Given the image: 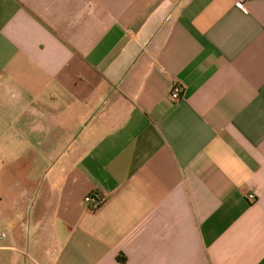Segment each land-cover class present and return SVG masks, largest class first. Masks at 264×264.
Wrapping results in <instances>:
<instances>
[{"label": "crops", "instance_id": "crops-1", "mask_svg": "<svg viewBox=\"0 0 264 264\" xmlns=\"http://www.w3.org/2000/svg\"><path fill=\"white\" fill-rule=\"evenodd\" d=\"M246 7L0 0V264H264V0Z\"/></svg>", "mask_w": 264, "mask_h": 264}, {"label": "built area", "instance_id": "built-area-1", "mask_svg": "<svg viewBox=\"0 0 264 264\" xmlns=\"http://www.w3.org/2000/svg\"><path fill=\"white\" fill-rule=\"evenodd\" d=\"M246 3L247 0H235V6L243 12H247ZM182 94L183 86L181 85V83H173L168 89L167 96L171 101H177L181 98ZM246 199L249 202H254L256 200V195L252 192L247 193ZM102 201L103 198L97 194L90 193L84 197V202L87 204V207L91 210L97 208V206L100 205Z\"/></svg>", "mask_w": 264, "mask_h": 264}, {"label": "rangeland", "instance_id": "rangeland-1", "mask_svg": "<svg viewBox=\"0 0 264 264\" xmlns=\"http://www.w3.org/2000/svg\"><path fill=\"white\" fill-rule=\"evenodd\" d=\"M28 264H33V262L32 261H28Z\"/></svg>", "mask_w": 264, "mask_h": 264}]
</instances>
